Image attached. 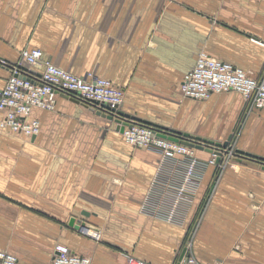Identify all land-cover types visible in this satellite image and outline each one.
<instances>
[{"label": "crops", "instance_id": "0c3cea01", "mask_svg": "<svg viewBox=\"0 0 264 264\" xmlns=\"http://www.w3.org/2000/svg\"><path fill=\"white\" fill-rule=\"evenodd\" d=\"M259 41L264 0H0V58L41 48L69 72L122 88L124 112L264 157L263 109L236 91L198 100L181 89L201 51L261 76ZM8 76L0 66V90ZM30 117L41 122L35 136L0 130V249L18 264H52L59 242L92 264H126L128 254L179 264L186 253L202 263L264 264L260 161L224 153L194 200L179 204L185 222L177 224L141 211L151 195L174 205L165 187L174 164L128 143L120 123L65 95Z\"/></svg>", "mask_w": 264, "mask_h": 264}, {"label": "built area", "instance_id": "2783aa9c", "mask_svg": "<svg viewBox=\"0 0 264 264\" xmlns=\"http://www.w3.org/2000/svg\"><path fill=\"white\" fill-rule=\"evenodd\" d=\"M259 42L264 45V42ZM0 66L9 71L5 85L0 90V130L3 131L23 133L29 137L37 135L41 130V122L30 117L32 110H54L59 95L75 97L81 103L98 108L108 105L110 109H120L124 102V90L110 79L80 77L44 58L41 48L23 49L19 60L15 62L0 58ZM35 67H41V71L35 73ZM181 89L185 97L198 100L207 99L213 93L236 91L244 97L248 106L264 110V73L255 77L207 51L200 52L194 68L185 74ZM127 121L129 123L124 126L122 135L128 143L156 151L161 154L163 161L174 164V176L165 185L170 189L174 205H164L151 195L142 203L141 211L169 222L183 224L185 216L179 214L177 208L181 203L194 200L204 173L210 165L218 163L217 154L213 153L209 159L203 160L196 156V148L162 135L174 134L170 129L136 120ZM224 153L235 155L234 144L230 143V148ZM89 231L87 227H81V232ZM92 235L96 239L101 237L98 232H92ZM0 264H18V257L0 249ZM52 264H92V258L59 242L54 247ZM126 264L151 263L128 254ZM179 264L216 263H202L193 254L186 253Z\"/></svg>", "mask_w": 264, "mask_h": 264}, {"label": "water", "instance_id": "95a60500", "mask_svg": "<svg viewBox=\"0 0 264 264\" xmlns=\"http://www.w3.org/2000/svg\"><path fill=\"white\" fill-rule=\"evenodd\" d=\"M65 96H67V95H65ZM67 97H69V96H67ZM71 99L74 101H77V102L79 101L75 97H71ZM85 105L88 106L91 110L97 112L98 114L106 116V117L120 123L121 124V131L124 129V126L127 123H129V121H127V120H136V121L144 122L147 124H152V125H155V126L160 127V128L168 129L167 127H161L160 125H158L156 123H152L150 121L142 120L141 118H139L135 115H131L130 113L124 112L121 109H116V108L110 109V106H108V105H104V106L99 107V108L95 107L93 105H89V104H85ZM170 131L174 134H170V135L162 134V135L168 136L171 139H174V140L180 141L182 143L188 144V145H190L196 149H206V150L210 151L211 153H216L218 162L221 160V156H223V151H225L228 147L230 148L231 142L229 140L221 142V141H216L214 139H210V138L198 136L195 134H191L188 132H184L181 130L170 129ZM203 143H207L208 145H204ZM235 155H236L235 157L244 156L247 158L255 159V160L260 161L261 163L264 164V157H260L256 154H253V153L248 152V151L236 149ZM83 225H84V223L82 224V226Z\"/></svg>", "mask_w": 264, "mask_h": 264}]
</instances>
